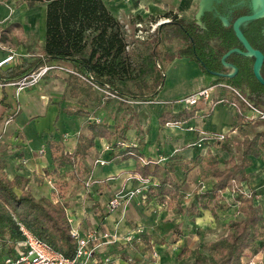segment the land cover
Wrapping results in <instances>:
<instances>
[{"label": "crops", "instance_id": "crops-1", "mask_svg": "<svg viewBox=\"0 0 264 264\" xmlns=\"http://www.w3.org/2000/svg\"><path fill=\"white\" fill-rule=\"evenodd\" d=\"M103 1L119 17L136 22L146 18L154 20L169 12L190 21L198 16L204 0ZM45 16L46 5L43 3L29 7L21 0H0V59L9 50L15 53V60L0 68V79L4 77L7 68L19 66L22 62H32L41 56ZM170 20L156 28L168 24ZM11 24L15 26L6 32L5 28ZM155 30L154 34L157 36L158 31ZM162 58L169 62L166 69L170 72L171 79H176L177 83L171 87L176 91L175 94L163 98L155 96L147 101L122 99L126 102L122 106L127 107L122 112L117 111L118 105H115L114 100L104 105L105 101L97 91L100 89L94 87L100 103L87 100L85 95L69 96V88L66 89L69 74L66 73L49 72L37 85L17 92L13 85L0 83V115H3L0 124L12 118L5 128L7 130L11 127L12 131L2 154L7 177L12 179L19 175L27 178L26 189L36 198L65 202L66 213L71 218L70 226L81 234L97 229L117 231L120 235H125L136 226L144 228L140 243L128 244L119 241L101 250L99 256H110V264H196L194 249L203 245L207 250L209 243L227 234L228 220L238 216L239 193L247 196L254 194V204L264 213V153L257 158L250 157V166L246 169L248 180L240 183L238 191L226 187L221 192V207L215 209L216 216L212 214V205L208 204L209 207L204 209L199 199L203 190L211 188L213 178L204 174L201 166H195L185 173L181 164H177L171 173L180 186L176 199L150 192L144 199L140 196L128 199L112 212L107 209V202L113 194L133 189L139 184V179L143 178L136 173L134 157L125 160L121 158L126 152L135 154L142 164L154 161L163 165L173 158L193 162L198 155L204 156L210 147L213 154H219L218 159H222L219 166L223 168V160L227 158V154L212 146L214 138L210 136L228 133L231 144V137L239 131L248 137L264 131V121L259 120H243L232 130L236 106L227 102L225 95H232V92L223 87L216 89L212 100L216 102L223 98V103H215L212 107L205 106L196 112L195 118L185 123H167L160 126L158 117L165 105L173 112L184 109L174 97L177 93H180L178 98H181L211 84L227 83L216 76L204 74L203 71L196 80H190L186 76V66L190 60L194 63L192 68H197L196 61L187 57L173 61L164 56ZM58 62L70 67L63 61L44 63ZM103 86L107 87L99 85L100 88ZM3 95L4 99L1 100ZM93 105H96L101 114V111L112 108L111 114L105 112L106 117L102 119L109 124L111 130L118 123L130 119L125 137L112 138L110 141L96 137L93 147L83 158L55 169L48 142H62L64 151L72 153L78 134L85 132L84 125L89 122L85 117L67 115L63 109H83L90 113ZM209 109L210 113L207 114ZM241 111L244 115L246 108ZM114 142L117 145L113 148L111 144ZM1 143L0 140V145ZM97 159L106 163L100 165L96 163ZM147 178L157 182L154 177ZM86 182L89 184L85 185ZM53 184L55 189L52 188ZM201 185L204 189H201ZM155 188L156 186H152L151 190ZM202 202L205 203V199ZM183 250H189V253L183 254ZM153 251H157L158 255L153 256ZM252 256L257 264H264V250L248 254L241 259V264H248Z\"/></svg>", "mask_w": 264, "mask_h": 264}, {"label": "trees", "instance_id": "trees-1", "mask_svg": "<svg viewBox=\"0 0 264 264\" xmlns=\"http://www.w3.org/2000/svg\"><path fill=\"white\" fill-rule=\"evenodd\" d=\"M21 1L26 2L29 7L41 3L46 5L41 56L32 62H22L19 66L7 68L0 83L16 81L36 70L44 62L63 61L90 81L106 85L122 99L146 101L155 97L159 91L162 74L157 71V78L152 87L143 80L149 69L136 68L128 57L125 50L127 42L124 26L103 0ZM261 9L262 5L258 0H214L208 9L190 21L178 18L170 12L166 13L165 16L171 19L170 22L155 31H158L159 39H176L182 42L179 48L165 54L167 60L175 57L192 59L205 74L225 80L254 107L264 108V16L242 20L238 25L249 45L262 55L258 74L254 70L256 56L247 54L246 47L233 28L237 18L253 15ZM14 26H7L5 31H10ZM127 80L135 81L137 95L126 93L117 87L118 83ZM67 88L71 97L85 95L87 100L100 103V97L95 93L93 86L78 75H68ZM145 93H148V99H144ZM232 95L234 99L227 102L236 106L233 130L243 122L241 110L245 109L246 105L234 93ZM3 99L4 95L1 100ZM194 106L173 112L165 105L158 117L159 125L185 123L195 118L196 112L203 109V106ZM63 112L85 118L91 116L83 109H63ZM206 113H210V109ZM2 120L3 115H0V122ZM130 123L131 120L128 119L124 123H118L111 130L107 122L89 121L84 125L85 132L78 134V141L72 153L64 151L62 142L50 140L48 146L55 169L83 158L93 147L96 137L106 138L108 141L112 138H124ZM116 145V142L111 144L113 148ZM212 146L218 151L226 152L227 158L223 160V168L219 166L218 155L213 154L210 147L204 156L198 155L193 162L173 158L163 165L154 161L142 164L131 152H126L121 158L125 160L134 157L136 173L143 178L154 177L157 180L156 188L153 191L150 189L149 193L168 196L170 199H176L180 191L179 184L171 174L176 165L181 164L185 173L195 166H201L203 173L214 180L211 188L199 194L201 207L206 209L208 204H211L212 214L216 216L215 209L221 207V192L226 187L238 191L240 183L248 180L246 169L250 166V157L257 158L264 153V131L252 137H243L240 160H237L228 133H225L222 139L214 140ZM4 168L5 160L0 154V259L13 254L15 244L21 239L15 220L21 222L54 250L66 257H72L76 245L69 232L66 203L62 200L52 202L36 198L26 189L27 178L15 175L9 179ZM204 199L205 203L202 202ZM237 200L238 216L226 223L227 234L209 243L207 250L203 245L195 248L193 253L196 264H241V259L249 253L255 254L264 250V213L254 204V194L247 196L239 193ZM11 240L13 244L9 247ZM186 253H189V250L183 252Z\"/></svg>", "mask_w": 264, "mask_h": 264}, {"label": "built area", "instance_id": "built-area-1", "mask_svg": "<svg viewBox=\"0 0 264 264\" xmlns=\"http://www.w3.org/2000/svg\"><path fill=\"white\" fill-rule=\"evenodd\" d=\"M169 20L170 19H165V21L167 22ZM158 23L154 25H157ZM137 26L141 27V24L138 23ZM124 29L126 30V26L124 27ZM139 33H141L140 29ZM14 60L15 53L12 50H9V52L0 59V68L8 66ZM49 72H61L66 74L78 75L82 79L88 81L94 88L101 90L98 84L90 81L84 76L78 74L71 67L66 66L60 62L44 63L36 70L31 71L29 74L23 76L22 78L13 82L3 83V85H13L16 88L17 92L20 89L30 88L37 85L39 81ZM218 87L229 89L244 102V104L246 105V113L243 115L245 122L257 120L264 121V108L254 107L239 93L236 88L230 86L227 83L211 84L206 87L200 88L179 99L178 102L181 103L184 108H189L198 103H202L205 106L209 105V107H212L215 103H223V99H220L216 102L212 101L213 93ZM11 121V117L5 120V128ZM95 121L99 122L100 119L96 118ZM5 128L3 129V131L5 130ZM223 135L224 134H216L215 136H210V138H214V140H220L223 138ZM96 163L104 165L106 161L97 159ZM88 184L89 183L86 182L85 185ZM156 185L157 182L155 180H151L150 178H140L139 184L133 189L125 193L118 192L113 194V196L107 202V209L112 212L119 208V206H121L123 203H126L128 199L133 198L134 196H140L142 199H144L149 194L151 187ZM52 186V188L55 189L54 184ZM201 189H204L203 185H201ZM66 217L70 225L71 218L67 213ZM15 221L20 231L21 239L15 244L13 254L5 255L2 259H0V264H110V256H99L103 248L108 245L115 244L119 241H123L128 244L140 243L142 241V236L144 233V228L142 226H136L125 235H120L117 231L110 232L97 229H93L81 234L76 228L70 226L69 232L73 237L76 246L74 255L72 257H66L60 252L54 250L46 242L35 236L21 222L17 220ZM152 254L153 256H157L158 252L153 251ZM256 261L257 260H254L253 258L249 263L257 264Z\"/></svg>", "mask_w": 264, "mask_h": 264}, {"label": "rangeland", "instance_id": "rangeland-1", "mask_svg": "<svg viewBox=\"0 0 264 264\" xmlns=\"http://www.w3.org/2000/svg\"><path fill=\"white\" fill-rule=\"evenodd\" d=\"M211 1L209 2V6H210ZM209 6L205 8V5L203 4L200 8L198 15H200V13H202L203 10L208 9ZM107 8L123 24L124 27L126 26L125 32H126V42H127L126 46L127 47L125 48V50H126L128 57L133 61L136 68L138 67L141 70H144L145 68L149 69V73L145 77H143V80L146 81L147 84H150V87H152L151 82L155 81V79L157 78V71H160V73L162 74L159 91L155 94V96L163 98L166 96L169 97L171 94H175L176 91H174V89H172L171 87H174L173 85L177 83L176 79L175 78L171 79L172 78L171 74L170 72H167V69H166L169 62L165 61V59H163L162 57L165 56L166 53L174 51L177 48H179L182 45V42L180 40H175V39L173 40L159 39V37L154 34V30L156 29V27L159 26L161 23L167 22L165 21V19H169V17L161 15V16L156 17L154 20H150V18H146L144 19V21L132 22L129 19H123L119 17L118 14L115 11L111 10L108 6ZM138 23L141 24V27L137 26ZM156 23L158 24L154 25ZM139 29L141 30V33H139ZM30 52L34 53V51L32 50ZM176 58H180V57H175L171 60L173 61ZM181 58H184V57H181ZM178 60H181V59H178ZM181 62L183 61H179V63ZM188 62H189L188 66H186L187 67L186 76L190 80H196V77L199 76L202 70L198 67L199 66L198 64L196 65L197 68H192V64L194 63H191L190 60H188ZM117 87L126 93L137 95V88H136V84L134 80H127V81L120 82L117 84ZM186 89L187 88H183V90H186ZM97 91L101 93L103 100L105 101L104 105H107L111 100H114L115 105H118L117 111L122 112L124 109L127 108V107L124 108L122 106V104L126 102H124L122 98H120L119 96L115 95L107 87L103 86L101 90H97ZM144 96H145L144 99H148L147 97L148 93H145ZM225 96L228 101H231V99H234L233 95L226 94ZM174 97H176L179 100L183 98L184 96L181 98H178L180 97V93H177L176 96ZM130 101H139V100L132 99ZM199 105H202L203 106L202 108L205 107V105H203L202 103H198L195 106H199ZM101 106H103V104H101ZM74 108L76 107L74 106ZM101 112L102 114L99 112L96 105H93V108L90 111L91 116L88 118L89 119L88 121H94L96 118L100 120L105 119L106 116H104V113L106 112L105 114L107 113L111 114L110 112H112V108L107 109V111H101ZM102 115H103V118H102ZM1 125L3 126L1 127ZM3 128H5L4 124H0V130H2L0 131V137H1L0 139L2 141L0 145L1 155L3 154V151L5 150L6 141L9 140L11 136L10 133L12 131L11 127L7 128V130H4V131H3ZM244 135H245L244 132L239 131L238 133H236L234 136L231 137V144H232L234 153L237 157V160H240L241 158V140L243 139ZM221 160L222 159H220V161ZM12 244L13 242L11 240L9 241L8 246L10 247L12 246ZM253 258L255 260V257L252 256L250 260L248 261V264H250L249 262Z\"/></svg>", "mask_w": 264, "mask_h": 264}, {"label": "water", "instance_id": "water-1", "mask_svg": "<svg viewBox=\"0 0 264 264\" xmlns=\"http://www.w3.org/2000/svg\"><path fill=\"white\" fill-rule=\"evenodd\" d=\"M210 1H211V0H204V1H203V4H204V2L206 3V4H205V8H206L207 6H209V2H210ZM213 1H214V0L211 1L210 6H211V4H212ZM258 1H259L260 4L262 5V9H261L259 12L255 13V14H253V15L241 16V17L237 18V19L234 21V23H233L234 31H235L237 37L242 41V43H243L244 46L246 47V49H247V51H248L247 54H249V55H255V56H256V60H255V64H254V70H255V73H256V74H258V68H259L260 61H261V59H262V55H261V53H260L259 51L253 49V48L249 45V43L247 42V40L245 39V37L243 36V34L241 33V31L239 30L238 25H239V22H241L242 20L250 19V18H256V17H260V16H264V0H258ZM203 4H202V5H203ZM210 6H209V7H210ZM209 7H208V8H209ZM205 10H206V9H205ZM203 11H204V10H203Z\"/></svg>", "mask_w": 264, "mask_h": 264}]
</instances>
